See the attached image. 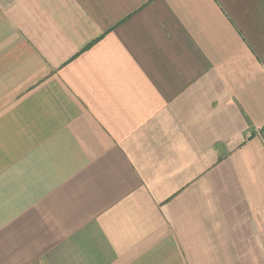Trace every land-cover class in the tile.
<instances>
[{"label":"crops","instance_id":"crops-1","mask_svg":"<svg viewBox=\"0 0 264 264\" xmlns=\"http://www.w3.org/2000/svg\"><path fill=\"white\" fill-rule=\"evenodd\" d=\"M0 264H264V0H0Z\"/></svg>","mask_w":264,"mask_h":264}]
</instances>
